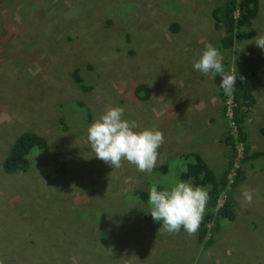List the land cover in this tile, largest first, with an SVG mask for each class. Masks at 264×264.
<instances>
[{
    "label": "rangeland",
    "instance_id": "obj_1",
    "mask_svg": "<svg viewBox=\"0 0 264 264\" xmlns=\"http://www.w3.org/2000/svg\"><path fill=\"white\" fill-rule=\"evenodd\" d=\"M222 1L0 0L3 264H264V158L243 165L235 219L217 220L214 234H206L207 248L184 230H159L148 199L132 195L137 189L148 196L152 186L180 181L192 162L183 155L191 152L216 175L224 170L223 133L233 129L219 114L222 78L193 68L209 43L226 71L236 67L255 86L245 133L250 151L264 152L258 134L264 126V50L255 45L264 35V0H257L253 35L242 30L233 51L220 49L222 31L212 28L210 11ZM74 68L90 91L72 81ZM138 84L150 91L146 101L134 98ZM76 101L89 109V118L74 108ZM109 107H122L138 131L163 133L155 168L164 165L165 171L141 173L126 161L113 169L95 157L87 129ZM60 117L66 131L59 129ZM22 132L43 137L47 150H31L26 173L4 174L1 161ZM52 160L62 162L64 174L55 173ZM245 189L253 192L250 204Z\"/></svg>",
    "mask_w": 264,
    "mask_h": 264
},
{
    "label": "trees",
    "instance_id": "obj_2",
    "mask_svg": "<svg viewBox=\"0 0 264 264\" xmlns=\"http://www.w3.org/2000/svg\"><path fill=\"white\" fill-rule=\"evenodd\" d=\"M257 11V0H223L211 9L210 18L212 20V28L213 30H221L223 34L220 39V49L233 51L235 43L242 36V30H247V37L253 35L254 32L251 25L256 17ZM176 29V24L170 26L171 31ZM70 76L80 91H90V86L84 83L78 68H74ZM240 77H243V80ZM254 91L255 86L252 82L239 73H237L235 90L232 95H226L222 89H218L217 91L220 117L222 120H227L225 113L229 109L230 118H228V121L233 128V131L227 129L223 133L222 142L226 158L222 173L219 175L213 173L208 163L195 152L183 155V158H189L192 162L186 164L185 171L180 173L179 180L188 181L197 186H210V199L206 214L204 215L198 232L194 235L195 244L202 248H207L211 244V235L206 239V234L207 232L214 234L218 219H224L229 222L235 219L233 210V206L235 205L234 195L236 188L243 181V165H250V162L261 157L264 158V152L250 151L245 133V124L250 118L251 109L256 103ZM132 93L135 100L139 102L146 101L150 96V91L144 84H138L133 87ZM228 104L229 107L227 106ZM74 108L82 110L87 118L90 117L89 109L81 101H76ZM58 124L61 131L67 130L68 127L63 117L58 119ZM258 134L264 136V126L258 128ZM237 145L241 146L240 158H238L237 154ZM33 149L44 153L47 150L46 140L32 132H22L17 135L1 161L2 172L7 175L26 173L30 165L29 155ZM50 162L58 166L56 168V174H64L62 162L58 160H52ZM236 162L238 164L237 167ZM154 171L163 172L165 171V166L161 165L155 168ZM161 189L158 187V190ZM132 195L136 196L141 202H146L148 199L147 194L141 190H132ZM218 199L222 200L220 206L217 204ZM183 230L181 228L180 231Z\"/></svg>",
    "mask_w": 264,
    "mask_h": 264
},
{
    "label": "clouds",
    "instance_id": "obj_3",
    "mask_svg": "<svg viewBox=\"0 0 264 264\" xmlns=\"http://www.w3.org/2000/svg\"><path fill=\"white\" fill-rule=\"evenodd\" d=\"M255 45L264 50V35L255 38ZM193 68L205 76L219 75L222 77L219 89L229 96L234 92L236 67L226 71L221 53L211 43L193 62ZM139 127L136 121L124 119L122 107H109L88 127L87 140L95 157L113 169L121 168L126 161L139 172L150 174L157 164L164 135L155 128L138 131ZM209 192L210 186H197L188 181H176L161 190L152 186L148 192L149 213L154 222L160 223L159 230L177 234L183 228L188 235H195L206 214ZM242 196L246 204L252 203V190L245 189Z\"/></svg>",
    "mask_w": 264,
    "mask_h": 264
},
{
    "label": "built area",
    "instance_id": "obj_4",
    "mask_svg": "<svg viewBox=\"0 0 264 264\" xmlns=\"http://www.w3.org/2000/svg\"><path fill=\"white\" fill-rule=\"evenodd\" d=\"M228 107H229V105H228ZM228 115L230 116L229 109H228ZM238 147H241V146L240 145H237V154H238ZM217 204H218V206H220L222 204V200L221 199H218Z\"/></svg>",
    "mask_w": 264,
    "mask_h": 264
}]
</instances>
